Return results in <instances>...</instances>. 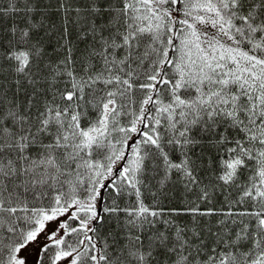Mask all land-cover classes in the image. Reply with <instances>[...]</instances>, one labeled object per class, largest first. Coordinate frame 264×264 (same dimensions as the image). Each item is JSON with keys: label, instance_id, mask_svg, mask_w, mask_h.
<instances>
[{"label": "snow or ice", "instance_id": "1", "mask_svg": "<svg viewBox=\"0 0 264 264\" xmlns=\"http://www.w3.org/2000/svg\"><path fill=\"white\" fill-rule=\"evenodd\" d=\"M0 264H264V0H0Z\"/></svg>", "mask_w": 264, "mask_h": 264}, {"label": "rangeland", "instance_id": "2", "mask_svg": "<svg viewBox=\"0 0 264 264\" xmlns=\"http://www.w3.org/2000/svg\"><path fill=\"white\" fill-rule=\"evenodd\" d=\"M29 257L30 259H35L34 253L32 252V250L29 251Z\"/></svg>", "mask_w": 264, "mask_h": 264}]
</instances>
